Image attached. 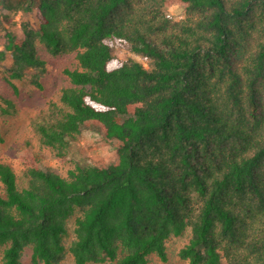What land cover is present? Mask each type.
Returning a JSON list of instances; mask_svg holds the SVG:
<instances>
[{"label":"trees","instance_id":"16d2710c","mask_svg":"<svg viewBox=\"0 0 264 264\" xmlns=\"http://www.w3.org/2000/svg\"><path fill=\"white\" fill-rule=\"evenodd\" d=\"M175 2L181 19L167 13ZM33 8L38 28L0 32L14 93L26 71L46 72L40 45L73 56L33 134L63 160L97 126L117 158L63 175L27 139L20 167L0 162L1 263L23 264L29 247L32 264L68 253L75 264H150L189 228L186 264H264V0H0ZM115 41L149 67L114 55ZM13 108L0 95V113Z\"/></svg>","mask_w":264,"mask_h":264},{"label":"rangeland","instance_id":"374dc122","mask_svg":"<svg viewBox=\"0 0 264 264\" xmlns=\"http://www.w3.org/2000/svg\"><path fill=\"white\" fill-rule=\"evenodd\" d=\"M167 13L174 19H181L185 14L184 6L175 2L167 9ZM23 22H29L32 27L38 28L41 22L38 10L36 8L29 12L0 10L1 34L7 31L16 33ZM2 48L3 46H0V49ZM39 51L47 60L46 72L28 70L24 78L13 80L18 88L17 93H14L12 87L4 80L5 70L11 62L10 57L0 63V95L14 102V108L10 113H0V133L3 136V141L0 142V162L12 163L14 167H20L22 160L17 156V150L27 139H30L35 145L39 161L45 170L64 175L76 163L108 166L117 158V150L97 126H83L80 136L71 144L69 153L63 160H58L52 150L40 146L32 132L31 118L45 106L48 100L56 96L61 87L67 85L68 82L62 71L65 67L72 66L73 56H51L41 45ZM111 51L124 60H134L145 67L150 65L148 59L132 52L123 42L115 41ZM34 79L41 82V89L32 83ZM189 235L190 229L187 228L182 235L169 237L166 240L167 260L162 261L153 255L150 257V264H186L187 262L178 256V251L187 242ZM22 263L32 264L29 247L22 254ZM0 264H2L1 259ZM64 264H75L69 253L65 257Z\"/></svg>","mask_w":264,"mask_h":264}]
</instances>
